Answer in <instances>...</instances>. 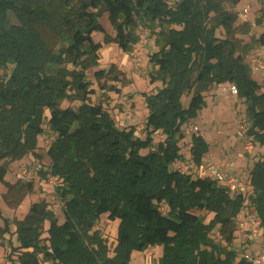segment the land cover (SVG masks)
I'll return each instance as SVG.
<instances>
[{"label":"trees","instance_id":"trees-1","mask_svg":"<svg viewBox=\"0 0 264 264\" xmlns=\"http://www.w3.org/2000/svg\"><path fill=\"white\" fill-rule=\"evenodd\" d=\"M220 1L100 0L101 10L94 12L91 0H0V69L8 71L12 66L9 75L4 71L5 77H0V183L7 188L8 206L17 208L33 192V182L10 183L6 177L13 163L28 155L38 156V137L47 126L54 134L47 150L51 175L64 183L60 192L66 202L64 229L70 246L81 242L74 224L86 228L107 213L112 221L121 218L117 208L112 210V203L129 183L134 189L127 194L128 216L119 227L122 254L117 255L121 257L118 264L129 262L132 249L143 252L150 246L163 247L161 264H197L192 248L206 238L208 225L176 205L163 213L161 204L175 201L171 192L162 190V194L149 186L156 181L153 166L147 164L138 170V164L147 161L138 151L152 148V138L142 140L133 129H119L107 111L85 101L84 93L91 85L86 71L99 65L96 54L104 44L126 45L121 42L130 39L126 18L135 14L139 23L161 27L156 38L158 70L151 74V83L159 75L163 88L155 95H144L150 111L147 126L164 129L167 145L174 148L182 126L205 106L204 93L228 82L248 103L249 136L264 147L262 87L245 62L248 44L237 36L238 16L224 9ZM229 1L237 5L240 0ZM103 14L108 15L115 37L100 22ZM42 28L53 34L57 49L44 40ZM218 28L224 29V39L216 36ZM94 33L103 34L104 42H95ZM257 42L264 46V31ZM95 77L122 87L131 83L115 64L95 72ZM109 90L121 93L114 84ZM184 93L192 95L187 109L180 102ZM64 101L80 104L63 108ZM164 156L170 164L171 155ZM179 181L173 178L167 188L176 187ZM250 184L253 192L249 203L264 227V156L254 164ZM186 185L215 193L210 204L200 207L212 211L221 226L233 225L245 205L242 193L229 197L228 189H220L214 180L187 179ZM57 221L46 201L31 205L25 218L17 222L20 264H41L40 254L44 259L52 258L41 243L45 223H50L52 231ZM97 244L102 247L99 241ZM104 257L98 250L86 264L104 263Z\"/></svg>","mask_w":264,"mask_h":264},{"label":"rangeland","instance_id":"rangeland-1","mask_svg":"<svg viewBox=\"0 0 264 264\" xmlns=\"http://www.w3.org/2000/svg\"><path fill=\"white\" fill-rule=\"evenodd\" d=\"M220 3L224 9L238 16L237 36L244 44H248L245 62L251 69L253 79L261 85L259 95L262 96L264 69L256 70L253 61L254 53L264 52V46L257 42L264 31V0H240L237 5H233L229 0H221ZM245 7L249 8L247 14L242 12ZM100 10V0H91V11ZM100 22L108 34L116 36L107 14L102 15ZM160 28L159 24L149 23L145 26L139 23L135 14L127 17L126 30L130 39H121L126 45L104 44L96 54L99 65L86 71L87 80L91 85L85 90V101L107 111L119 129L124 131L133 129L135 136L142 140L152 138V148L138 151L141 157L147 156L146 162L141 161L138 164V170L147 164L153 166L156 181L149 183V186L155 191H160L159 193H162V190L171 192L175 201L163 202L160 207L163 213H168L171 207L176 205L199 216L202 222L208 225L206 238L192 248L197 264H204L206 260L210 261V264H253L245 256L250 254L255 257L264 250V227H255L249 220L251 215H257L256 208L249 203L253 192L250 177L254 164L263 159L264 147L249 136L251 121L248 117V103L239 97L238 93L234 95L229 92L232 84L225 82L214 85L210 91L204 93L205 106L182 126L181 133L176 136L177 145L169 148L165 130H154L147 126L150 111L144 96L155 95L163 88L159 75H157L159 79L154 84L151 83V74H156L158 70L155 66V55L159 50L156 38ZM41 32L50 48L57 49L58 43L53 34L45 28H42ZM215 34L220 39L226 37L223 28H218ZM93 39L95 42L103 43L104 35L94 33ZM112 64L124 72L126 78L131 81L127 87L95 77V72L108 70ZM11 70L12 66L8 71L0 69V77H5L4 71L9 75ZM112 84L121 89L120 94L109 90ZM191 96L188 93L182 95L180 102L184 109L188 108ZM79 104L80 102L64 101L62 107H76ZM48 115L49 111H46V116ZM44 129L45 133L38 137V156L28 155L29 160L20 167L11 168V165L10 173L6 177L10 183L33 182V192L28 194L17 208H11L5 198L7 188L0 183V264H20L17 222L25 218L32 204L41 201H46L58 218L57 226L52 231L49 222L44 225L41 244L48 247L52 258L44 259V254H40L41 264H86L89 256L98 250H102L105 255V262L100 261L98 264H118L121 257L117 255L122 254L119 247V227L128 216L127 194L133 192L134 185L128 183L121 196L115 198L112 203V210L117 208L121 212V218L112 221L107 213L89 227L81 228L74 224V230L79 234L81 242L76 247L70 246L69 233L64 229L66 202L60 192L64 183L61 178L51 175V161L47 156L49 141L54 134L47 126ZM164 153L171 155L170 164L166 163ZM211 165L224 171L228 170L231 177L237 178L239 180L237 191L246 198L245 205L234 219L233 225L221 226L215 221V214L212 211L200 207L202 203L210 204L215 193L192 190L186 185L187 179L204 178L203 172ZM184 166H188L189 169L184 171ZM26 172H30L31 176L28 177ZM173 178L181 181L176 187L168 189ZM217 186L220 189L225 188L223 184L217 183ZM97 241L101 243V248L98 247ZM162 256L161 246H150L143 252L132 249L127 264H161Z\"/></svg>","mask_w":264,"mask_h":264},{"label":"built area","instance_id":"built-area-1","mask_svg":"<svg viewBox=\"0 0 264 264\" xmlns=\"http://www.w3.org/2000/svg\"><path fill=\"white\" fill-rule=\"evenodd\" d=\"M242 12L245 14L249 13V8L248 7L243 8ZM254 57H255V59H254L253 63L256 66L255 69L256 70H263L264 69V66H263L264 52L263 53H259V52L254 53ZM229 90H230L229 92L231 94H234V95L237 94V89L234 86H231ZM187 133L190 135V131H188ZM52 141H53V137H52V140L49 141V146L51 145ZM188 169H189L188 166L183 167L184 171H187ZM203 173H204V178L214 180L218 184H223L224 187H226L228 189L229 193H232L233 195H236L238 193L237 186H238L239 180L237 178L231 177V174L228 172V170L224 171L217 166L211 165V166H209L208 170L206 172H203ZM26 174H28V177L31 176L30 172L29 173L26 172ZM232 194H231V196H233ZM249 220L255 225V227L260 226V221H259L257 215H251L249 217ZM245 257H246V259H248V261L250 263L264 264V250L258 256L253 257L250 254H247Z\"/></svg>","mask_w":264,"mask_h":264},{"label":"crops","instance_id":"crops-1","mask_svg":"<svg viewBox=\"0 0 264 264\" xmlns=\"http://www.w3.org/2000/svg\"><path fill=\"white\" fill-rule=\"evenodd\" d=\"M26 160H29V156H26L23 160L21 161H18V162H15L12 164L11 168L12 167H20L21 165H23L25 163Z\"/></svg>","mask_w":264,"mask_h":264}]
</instances>
